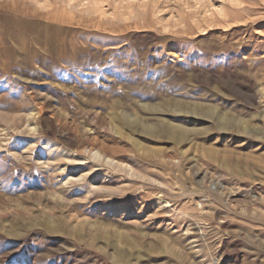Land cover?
Returning a JSON list of instances; mask_svg holds the SVG:
<instances>
[{"label":"rangeland","instance_id":"1","mask_svg":"<svg viewBox=\"0 0 264 264\" xmlns=\"http://www.w3.org/2000/svg\"><path fill=\"white\" fill-rule=\"evenodd\" d=\"M0 264H264V0H0Z\"/></svg>","mask_w":264,"mask_h":264},{"label":"bare ground","instance_id":"2","mask_svg":"<svg viewBox=\"0 0 264 264\" xmlns=\"http://www.w3.org/2000/svg\"><path fill=\"white\" fill-rule=\"evenodd\" d=\"M229 123H230L229 121H226L225 126H228Z\"/></svg>","mask_w":264,"mask_h":264}]
</instances>
